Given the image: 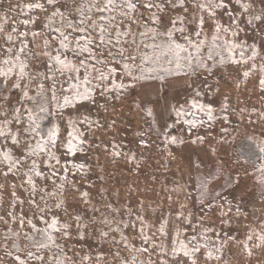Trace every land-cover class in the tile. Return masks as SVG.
I'll return each mask as SVG.
<instances>
[{
  "label": "snow or ice",
  "instance_id": "6c2138e0",
  "mask_svg": "<svg viewBox=\"0 0 264 264\" xmlns=\"http://www.w3.org/2000/svg\"><path fill=\"white\" fill-rule=\"evenodd\" d=\"M3 6L4 0H0V7ZM172 11L177 14L171 16ZM234 12H239V16ZM225 14L227 24L221 19ZM242 23L260 27L264 32V8L256 11L252 0H29L27 3L17 0L15 6L7 5V11L0 13V175L5 179L16 178L19 184L9 185L8 208L0 214V223L5 226L0 230V242L15 264H76L56 235L59 234L60 240L71 238L73 231L78 240H87L91 231L99 243L117 248L109 253L113 256L112 261L100 252L82 256L80 264H93V261L95 264H169L168 259L154 262L153 252L161 257H171L172 264H199L201 259L203 264H210L220 259L221 248L209 241V233L220 236L214 226H201L200 239L192 235L189 242L184 243L180 240L183 229L179 224H172L173 213L161 215L158 226L153 225L141 215L143 202L136 212L131 207L126 209L129 217L135 215V222L119 219L121 209L111 204L106 206L116 216L101 213L98 218L86 219L79 211L69 214L66 186L80 194V202L92 213L100 212V209L92 203L89 192H81L70 179V172L80 174L81 179L86 178L85 165L69 161L61 163L57 150L66 149L62 154L71 157L84 153L87 141L79 126L92 130L103 125L89 115L73 118L69 114L67 127L72 131L60 139L59 124L46 132L42 124L49 116L58 114L63 118L67 109L78 110L87 104H98L107 111L110 103H123L146 81L164 82L168 77L200 74L211 76L218 68L229 64L246 66L242 78L240 72L237 73V88L257 73L258 87L264 92V45L249 44L240 39L245 31ZM218 93L219 87L204 91L197 87L190 107L171 106L170 111L177 117L176 123L186 126L189 140L192 129L212 128L218 121L224 125L232 122L228 98L221 101L218 111L210 103L202 102L205 95ZM99 98H103V104H99ZM133 104L136 109L141 108L140 103L133 101ZM197 113L202 117L197 118ZM147 114L154 127L138 132L141 137L152 131L160 133L154 110L147 109ZM188 116L192 119H187ZM115 123L112 121L113 126ZM229 134L227 127L221 128L222 139L217 142L218 148L211 149L213 155L219 156L218 149H224ZM197 141L204 143V137L197 135L192 142ZM185 142L182 137L164 134L165 146H182ZM139 143L148 146L144 139ZM253 146L264 160V139L252 140L247 150ZM118 148L113 144V157L125 155L116 150ZM165 151L172 155L167 147ZM127 158L136 163L134 155L127 154ZM246 162V158L235 161L240 167ZM226 163L228 161H221L214 174L202 178L198 199L201 205L208 203L220 209L221 224L231 228L232 221L228 217L233 212L232 201L225 197L223 204L212 205L207 199L210 191H214L209 186L221 178ZM258 171L264 186V163L258 166ZM19 190L27 195L21 198ZM177 190L184 191L183 188L172 189ZM219 195L217 193V197ZM259 195L264 198V187ZM191 196L187 193L186 199ZM26 204L31 214L24 211ZM3 207L4 197L0 195V208ZM187 207V202L181 204L175 218L192 225V213L185 212ZM57 211L63 213V218L55 214ZM234 215L243 216L239 205L235 206ZM37 221L43 227H38ZM10 224L16 227H10ZM26 227L29 231H25ZM129 228L134 230L139 246L124 231ZM153 228L155 231L149 234ZM170 234L177 239L171 249L164 243ZM254 238L259 241L256 247H264V228L260 232L250 230L241 242L249 255ZM125 250L128 256L122 254ZM202 250H205L203 256ZM46 253H51L47 260ZM145 255L147 258H143Z\"/></svg>",
  "mask_w": 264,
  "mask_h": 264
},
{
  "label": "rangeland",
  "instance_id": "374dc122",
  "mask_svg": "<svg viewBox=\"0 0 264 264\" xmlns=\"http://www.w3.org/2000/svg\"><path fill=\"white\" fill-rule=\"evenodd\" d=\"M19 2L27 3L29 0H19ZM9 3L15 6L17 0H4V6L0 7V13L7 11ZM252 3L256 11L264 8L262 0H252ZM176 14L175 11L170 13L171 16ZM234 14L239 16V12H234ZM12 15H15V12ZM221 19L225 24L228 23L226 14ZM167 23V18H165V25ZM241 26L245 28V31L241 33L240 39L247 40L249 44L264 45V32L260 27L246 26L243 23ZM40 67L43 65L41 64ZM245 68L246 66L243 65L229 64L218 68L211 76L200 74L195 77H168L164 82L146 81L143 86L138 85L123 103L120 101L110 103L107 111L100 108L98 104H87L78 110L67 109L63 118L54 114L45 119L42 124L45 132L53 125H60V139L66 138L72 131L67 127L69 114L73 118L77 115H89L93 120H100L103 125V127H93L92 130L84 125L79 126L87 141L84 145V153H77L75 157H71L62 154L66 149L58 148L57 150L61 163L69 161L85 165L88 173L86 178L81 179L80 174L70 172V179L81 192H89L92 203L100 209V212L92 213L87 205L80 202V194L71 186H66L65 198L68 213L74 215L79 211L81 215H85L86 219L92 216L98 218L101 213L116 216L117 214L111 213L106 206V204H111L113 207L121 209L119 219L135 222V215L129 217L126 214V209L131 207L136 212L140 202H143L144 212L141 215L153 225L158 226L160 216H167L171 211L173 213L172 224H179V227L183 229L180 240L184 243H188L192 235H197L200 239L201 226H214L220 232V236L217 237L215 233H209V241L216 247H220L221 252L220 259L211 261L210 264H264V247L255 246L259 243L258 239L254 238L252 242L251 255L245 251L241 243L250 234V230L260 232L264 228V198L259 195L264 186L260 183L261 176L258 171V166L264 163V160L261 159L254 146L251 150H247V145L252 140L264 139V135H262L264 133V92L258 87L257 73H254L246 83H241L239 88L236 87L237 73L240 72L242 78V71ZM197 87L202 91L219 87L218 94L205 95L202 102L210 103L218 111L221 101L228 98L231 103L230 120L232 122L224 125L218 121L212 128L204 126L192 129L191 140H189L186 126L176 123L177 117L174 112L170 111V108L180 105L190 107ZM133 101L140 103L141 108L136 109ZM103 103V98H99V104ZM149 108H152L158 117L160 133L152 131L141 137L137 134L138 132H146L154 127L151 117L147 114ZM196 115L197 118L202 117L201 113ZM186 118L192 119L191 116ZM112 121L116 122L114 126ZM222 127H227L230 134L226 137L228 143L224 149H218L219 156L217 157L212 154L211 149L218 148L217 142L222 139L220 135ZM164 134L182 137L186 142L182 146H165L163 143ZM197 135L204 137V143L192 142ZM141 139L148 141V146L141 145L139 143ZM113 144L118 145L119 148L116 150L125 155L113 157L111 154L114 150ZM241 145L245 147L241 148ZM165 147L171 151V156L168 155V151H165ZM127 154L134 155L137 158L136 163L128 159ZM245 158L247 162L243 164V167L235 163L236 159L244 160ZM221 161H228V163L225 164L221 178L209 186L214 191H210L207 199L212 201V205L217 202L223 204L225 197L232 201L233 212L228 217L232 221L231 228H225L221 224L220 209H215L208 203L201 205L198 199L202 178L214 174ZM71 163L68 164L69 168H71ZM10 184L18 185L19 180L13 177L5 179L0 175V185L3 186L0 188V195L4 197V207L0 208V214L8 208V201L11 198ZM173 188H183L184 191L174 192ZM187 193L192 194L191 198L186 199ZM217 193L220 194L219 197H217ZM18 194L21 198L27 195L22 190H19ZM185 202L188 204L185 212L192 213V225L181 223L175 218V213ZM237 205L243 212L241 217L234 215ZM24 211L31 214V209L27 204ZM55 214L63 218L62 212L57 211ZM9 226L16 227L11 224ZM37 226L43 227L38 221ZM94 227L99 228L101 225H94ZM138 227L139 225H137ZM4 229L5 226L0 223V230ZM25 231H29V229L26 227ZM124 231L139 246L140 241L133 234L134 230L129 228ZM151 231H155V228L151 229L149 234ZM56 235L58 242L64 245L68 256L73 257L76 264H80L82 256L95 255L100 252L106 254L107 259L112 261L113 256L109 253L117 250L115 246L108 243H99L91 231L89 238L84 241L78 240L74 231L71 238L60 240L59 234ZM229 237H236V239ZM117 239H119L118 236ZM164 243L171 249L177 244V239L174 234H170ZM204 251L202 250V256ZM122 254L128 256L126 250ZM50 255L51 253L45 254L46 260ZM143 258H147V256L145 255ZM151 258L154 262L168 259L169 264H172L171 257H161L157 252H153ZM0 264H15L12 258L3 251L2 242H0ZM199 264H203V259Z\"/></svg>",
  "mask_w": 264,
  "mask_h": 264
}]
</instances>
